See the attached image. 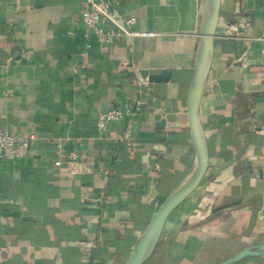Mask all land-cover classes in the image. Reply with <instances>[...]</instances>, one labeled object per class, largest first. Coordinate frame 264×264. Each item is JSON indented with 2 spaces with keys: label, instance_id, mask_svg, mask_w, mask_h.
Instances as JSON below:
<instances>
[{
  "label": "crops",
  "instance_id": "obj_1",
  "mask_svg": "<svg viewBox=\"0 0 264 264\" xmlns=\"http://www.w3.org/2000/svg\"><path fill=\"white\" fill-rule=\"evenodd\" d=\"M120 1L117 15L155 35L87 47L86 0H0V129L36 136L26 158L0 160V264H127L195 165L187 98L204 0ZM163 70L167 82H149ZM116 107L136 113L134 148L119 141L129 118L97 127ZM200 122L205 178L145 264H219L264 242V0H222ZM72 152L83 168L69 169Z\"/></svg>",
  "mask_w": 264,
  "mask_h": 264
},
{
  "label": "water",
  "instance_id": "obj_2",
  "mask_svg": "<svg viewBox=\"0 0 264 264\" xmlns=\"http://www.w3.org/2000/svg\"><path fill=\"white\" fill-rule=\"evenodd\" d=\"M221 4L222 0H204L195 70L188 90V124L195 151V165L165 197L134 247L127 264H145L154 255L170 215L201 185L208 170L210 153L207 137L200 122V105L214 59L216 30L220 19ZM169 76V70H163L160 74L147 75L151 83L167 82ZM165 124L166 121L161 120L157 125L164 126ZM262 128L264 130V126ZM258 256H264V242L246 248L219 264H235L245 258Z\"/></svg>",
  "mask_w": 264,
  "mask_h": 264
},
{
  "label": "built area",
  "instance_id": "obj_3",
  "mask_svg": "<svg viewBox=\"0 0 264 264\" xmlns=\"http://www.w3.org/2000/svg\"><path fill=\"white\" fill-rule=\"evenodd\" d=\"M86 2L87 8L82 14V25L83 37L87 47H90L92 36L96 38L98 47L105 49L111 47L116 39L121 36L135 38L152 37L155 35L153 32L137 31L135 29L137 23L135 15L130 14L127 17L117 15L115 10L120 5V0H86ZM241 28L242 24L231 25L228 36L232 39L241 38ZM135 115L136 113L131 112V108L129 107L128 110L116 107L99 115L97 127L100 132H103L109 124L121 122L124 118H129L128 127L119 138V141L124 142L125 146L131 149L136 146V142L130 134V127L133 124V117ZM35 139L36 136L33 134H16L0 129V160L8 159L16 161L26 158ZM86 162L85 155L72 152L69 155L68 167L71 171H76L83 168ZM89 246L93 248L95 244L91 243Z\"/></svg>",
  "mask_w": 264,
  "mask_h": 264
},
{
  "label": "trees",
  "instance_id": "obj_4",
  "mask_svg": "<svg viewBox=\"0 0 264 264\" xmlns=\"http://www.w3.org/2000/svg\"><path fill=\"white\" fill-rule=\"evenodd\" d=\"M218 212H219V210L216 211V213H218Z\"/></svg>",
  "mask_w": 264,
  "mask_h": 264
}]
</instances>
